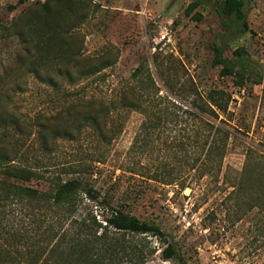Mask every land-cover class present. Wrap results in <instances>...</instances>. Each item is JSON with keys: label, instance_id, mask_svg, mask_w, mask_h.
<instances>
[{"label": "rangeland", "instance_id": "374dc122", "mask_svg": "<svg viewBox=\"0 0 264 264\" xmlns=\"http://www.w3.org/2000/svg\"><path fill=\"white\" fill-rule=\"evenodd\" d=\"M17 1L0 0V115L18 119L20 131L6 130L5 141L22 155L15 162L36 172L18 182L47 190L78 177L100 195H83L77 215L103 221L118 207L159 225L176 247L165 258L166 241L108 228L99 247L116 253L112 264H264V0H244L249 28L228 42L259 82H237L213 65L220 18L209 6L186 14L193 0H88L75 29L81 52L115 62L58 88L15 70L21 46L11 23L35 0L11 8ZM163 26L175 55L155 42ZM126 87L139 106L122 104ZM89 101L95 111L111 108L105 136L81 122L72 138L48 136L43 149L38 124L57 114L63 122L72 107L81 117Z\"/></svg>", "mask_w": 264, "mask_h": 264}, {"label": "trees", "instance_id": "16d2710c", "mask_svg": "<svg viewBox=\"0 0 264 264\" xmlns=\"http://www.w3.org/2000/svg\"><path fill=\"white\" fill-rule=\"evenodd\" d=\"M28 1L18 0L10 7ZM199 5L211 7L220 18L212 61L213 65L220 66L219 74L232 76L237 82H259L260 79L252 77L254 68L243 58H234L228 50V42L249 28L244 0H193L185 13L189 14ZM89 6L88 0L33 1L11 23L13 34L21 46L14 60L15 70L58 88L62 82L75 85L89 80L112 65L115 61L110 59V54L87 57L81 52L82 39L75 29L86 19ZM193 18L199 20L201 14L195 12ZM114 51L117 54L115 47ZM133 76H136V72ZM120 95L124 106H139L134 99L127 97L131 95L129 87L122 90ZM94 103H87V110L81 117H77L79 113L72 107V110L66 111L63 122L60 121L63 117L57 114L49 125L39 123L43 149L46 148L48 136L72 138L73 130L78 129L76 126L81 122L104 137L108 132L106 118L111 108L100 103L99 110L95 111L92 108ZM196 106L200 112H204L202 105ZM10 129L20 131L18 119L10 113L1 114L0 264H112L117 259L116 253L109 251V247L104 250L99 247L107 241L108 228L116 232L152 235L166 241V233L159 225L140 220L118 207L111 208L109 216L103 221H97L93 215H77L83 195L91 200H97L100 195L94 189H83L78 177L54 180L47 190L19 183L36 172L15 162L22 155L11 151L5 141L4 132ZM33 203L38 207L39 204L43 206L37 207L36 212L31 205ZM100 228L103 231L98 233ZM162 254L165 258L175 256L174 243L167 242Z\"/></svg>", "mask_w": 264, "mask_h": 264}, {"label": "built area", "instance_id": "2783aa9c", "mask_svg": "<svg viewBox=\"0 0 264 264\" xmlns=\"http://www.w3.org/2000/svg\"><path fill=\"white\" fill-rule=\"evenodd\" d=\"M156 43L163 45L170 54H177L176 44L171 30L168 27H159L156 33Z\"/></svg>", "mask_w": 264, "mask_h": 264}]
</instances>
